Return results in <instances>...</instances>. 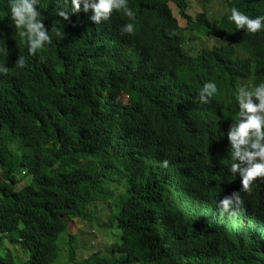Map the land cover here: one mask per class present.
Wrapping results in <instances>:
<instances>
[{
  "label": "trees",
  "instance_id": "trees-1",
  "mask_svg": "<svg viewBox=\"0 0 264 264\" xmlns=\"http://www.w3.org/2000/svg\"><path fill=\"white\" fill-rule=\"evenodd\" d=\"M128 3L135 30L122 34L116 10L100 24L91 10L64 20L58 0H40V19L61 37L51 31L29 55L0 0V264H55L63 250L72 264L73 220L111 241L77 264H264V253L212 232L228 174L222 165L215 181L203 167L223 160L212 148L236 117L227 79L252 51L228 9L264 15V1ZM253 75L264 79V66L249 68L245 85ZM207 81L217 94L201 104Z\"/></svg>",
  "mask_w": 264,
  "mask_h": 264
},
{
  "label": "clouds",
  "instance_id": "clouds-1",
  "mask_svg": "<svg viewBox=\"0 0 264 264\" xmlns=\"http://www.w3.org/2000/svg\"><path fill=\"white\" fill-rule=\"evenodd\" d=\"M8 3V13L16 35L22 43H26L29 55L43 49L50 42V32L56 37L61 32L46 29L40 19L38 5L40 0H5ZM60 7L56 15L68 20L73 14L91 10L88 19L95 24L107 21L113 10L126 18L121 26V33H133L135 30V12L129 7L128 0H58ZM228 21L237 30L247 34V41L251 43L252 51L239 53V73L227 83H234L237 89L233 99L236 106V117L232 120L224 136L228 140L226 149L229 160L217 163L207 174L212 180L219 174L220 167L225 165L228 174L224 188L218 192L219 199L215 204L216 213L211 219L212 232L227 234V241L232 242L233 249L246 246L250 251L264 253V79H257L255 75L245 85V76L249 68L256 64V68L264 66V15L249 16L237 7L228 9ZM0 24V32L3 31ZM256 38V39H255ZM245 41V40H243ZM4 49L0 48V52ZM25 59L22 56L16 61V66L23 68ZM243 68L245 71H243ZM232 69V66H231ZM257 70V69H256ZM8 71L6 66L0 65V74ZM230 73V71H229ZM217 94V85L213 81L202 84L198 90L201 104H207ZM218 138L214 140V147L219 146ZM208 162L205 161L203 167ZM161 167L167 168L168 161L161 162Z\"/></svg>",
  "mask_w": 264,
  "mask_h": 264
},
{
  "label": "rangeland",
  "instance_id": "rangeland-1",
  "mask_svg": "<svg viewBox=\"0 0 264 264\" xmlns=\"http://www.w3.org/2000/svg\"><path fill=\"white\" fill-rule=\"evenodd\" d=\"M216 8L217 10L219 9L218 6ZM197 9L198 6L195 5L191 8V11L195 13ZM29 181L30 176H26L25 181L22 182L21 186H24L25 184L29 183ZM99 219L101 221H106V218L104 217V212L99 216ZM84 225V223H81L78 220H73L69 224V237L74 238L76 243L79 245L76 248L78 258L72 264L83 262L92 254L96 253V251L104 249L111 242L109 241L108 233H106L105 231H101L100 229L93 227L92 223H88V225L86 223V226ZM69 237L63 241V248H66V242L69 240ZM16 253L20 258L25 257V255L20 250H18ZM67 260L68 253L66 252V250H63L60 260L58 259V262L55 264H67Z\"/></svg>",
  "mask_w": 264,
  "mask_h": 264
},
{
  "label": "bare ground",
  "instance_id": "bare-ground-1",
  "mask_svg": "<svg viewBox=\"0 0 264 264\" xmlns=\"http://www.w3.org/2000/svg\"><path fill=\"white\" fill-rule=\"evenodd\" d=\"M257 2H260V1H264V0H256ZM225 9H221V10H218L216 12L217 15H220L222 12H224ZM236 29V27H235ZM237 30V29H236ZM238 32L240 33H243L245 34L241 29L240 30H237ZM256 39V38H255ZM243 41V40H242ZM260 42H258L257 46L258 47H263V45H260ZM219 137V134L217 135ZM228 140L227 138L224 136V134L222 135V140H221V143L219 144V146L217 147H214V150L212 152H216V153H219L220 154V157L223 159V160H229V157L227 156V153H226V149H227V146H228ZM211 170V165L210 163L208 162V165L206 167H204V171L206 174L209 173V171Z\"/></svg>",
  "mask_w": 264,
  "mask_h": 264
}]
</instances>
